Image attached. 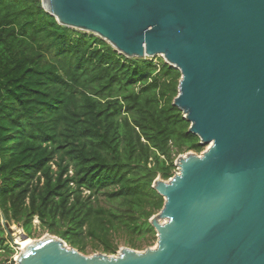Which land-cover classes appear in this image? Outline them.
Segmentation results:
<instances>
[{
	"label": "trees",
	"instance_id": "obj_1",
	"mask_svg": "<svg viewBox=\"0 0 264 264\" xmlns=\"http://www.w3.org/2000/svg\"><path fill=\"white\" fill-rule=\"evenodd\" d=\"M180 79L60 25L41 0H0V249L13 254L3 217L84 255L151 247L154 182L206 148L173 106Z\"/></svg>",
	"mask_w": 264,
	"mask_h": 264
},
{
	"label": "water",
	"instance_id": "obj_2",
	"mask_svg": "<svg viewBox=\"0 0 264 264\" xmlns=\"http://www.w3.org/2000/svg\"><path fill=\"white\" fill-rule=\"evenodd\" d=\"M41 1L60 25L180 71L173 106L207 149L154 182V248L89 257L47 234L16 263L264 264V0Z\"/></svg>",
	"mask_w": 264,
	"mask_h": 264
},
{
	"label": "rangeland",
	"instance_id": "obj_3",
	"mask_svg": "<svg viewBox=\"0 0 264 264\" xmlns=\"http://www.w3.org/2000/svg\"><path fill=\"white\" fill-rule=\"evenodd\" d=\"M157 58H159V57H157ZM157 58H155V59H157ZM206 149H207V147L205 148V150ZM176 172H178V171L176 170ZM1 224H2V228L4 230V234H5L4 237L10 241L11 251L13 250V254L9 255L10 251L0 249V262H2V263L5 262V264H17L16 258L20 253V246H22L28 240H30V241L31 240H40L45 235L49 234V233L43 232V229L41 228L38 220L34 221V225H33L34 234H33V236L27 240H24L22 238L23 235H26V236H28V235L25 233L24 229L19 224H15V223H10V224L8 223L7 224V222L3 221V219H1ZM156 245H157V239H155L153 241L151 247H148V248H154ZM122 248H130V247H129V245H126V244H124V242H122L118 253L116 255H109V256H117ZM145 250L146 249L143 248V249H138L136 251L144 252ZM96 254H103V253L100 251H96V252H89L86 255L91 257V256H94Z\"/></svg>",
	"mask_w": 264,
	"mask_h": 264
},
{
	"label": "bare ground",
	"instance_id": "obj_4",
	"mask_svg": "<svg viewBox=\"0 0 264 264\" xmlns=\"http://www.w3.org/2000/svg\"><path fill=\"white\" fill-rule=\"evenodd\" d=\"M21 242V241H20ZM31 241L30 240H28L26 243H24L22 246H20V248H24V247H26L29 243H30Z\"/></svg>",
	"mask_w": 264,
	"mask_h": 264
}]
</instances>
